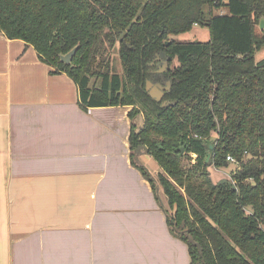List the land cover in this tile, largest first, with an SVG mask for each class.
<instances>
[{
  "label": "trees",
  "instance_id": "trees-1",
  "mask_svg": "<svg viewBox=\"0 0 264 264\" xmlns=\"http://www.w3.org/2000/svg\"><path fill=\"white\" fill-rule=\"evenodd\" d=\"M262 19L264 0H0V32L67 73L85 110L133 107L132 163L156 194L157 182L163 188L171 233L187 243L190 264H264ZM196 25L209 30L208 42L174 38ZM117 44L123 77L108 60ZM159 58L170 59L167 72ZM147 81L171 89L158 102ZM138 150L158 163L157 181L136 163ZM229 156L240 169L214 183L210 168L228 167Z\"/></svg>",
  "mask_w": 264,
  "mask_h": 264
},
{
  "label": "crops",
  "instance_id": "crops-1",
  "mask_svg": "<svg viewBox=\"0 0 264 264\" xmlns=\"http://www.w3.org/2000/svg\"><path fill=\"white\" fill-rule=\"evenodd\" d=\"M131 110H85L67 73L0 32V264H190L163 188L132 163Z\"/></svg>",
  "mask_w": 264,
  "mask_h": 264
},
{
  "label": "rangeland",
  "instance_id": "rangeland-1",
  "mask_svg": "<svg viewBox=\"0 0 264 264\" xmlns=\"http://www.w3.org/2000/svg\"><path fill=\"white\" fill-rule=\"evenodd\" d=\"M221 11H222L221 9L220 10L215 9L214 13L220 14ZM223 11L226 12L225 9ZM257 32L260 35L262 34L259 27H257ZM174 38L179 41L185 40V41H192V42H197V41L208 42L211 39V35L209 34V30L206 27H201V26L196 25V27L192 31L181 33L179 36H174ZM109 53L111 54L108 57L109 63L111 65V70H113L114 73H118L119 75L123 77L125 71L123 70V64H122V60H121L120 53H119V45L117 44L116 47H114L111 51H109ZM255 58L259 62L264 60V47L262 48V50L256 52ZM176 65H177V61L175 60L170 64V67L173 68ZM100 82H101L100 79L94 78L92 79L91 85L98 87L100 85ZM141 123H142L141 120H139L138 121L139 127L141 126ZM216 137L217 135L214 136V139H216ZM139 153H140V150L136 152V160L140 156ZM239 166L240 165L237 162H234V163L230 162L229 166L225 168L215 169L214 167H211L210 168L211 169V179L214 181V183H217L220 180H231L234 174L240 169Z\"/></svg>",
  "mask_w": 264,
  "mask_h": 264
},
{
  "label": "water",
  "instance_id": "water-1",
  "mask_svg": "<svg viewBox=\"0 0 264 264\" xmlns=\"http://www.w3.org/2000/svg\"><path fill=\"white\" fill-rule=\"evenodd\" d=\"M259 28L261 31L264 30V19L261 20ZM167 45H169V43H167ZM78 50H79V46L75 47L67 54L62 55L61 60L67 64H71L74 57L77 55L76 53L78 52ZM159 59L160 61L162 60L161 58ZM169 60H170L169 58L164 59V61L162 60L161 73L167 72L169 67ZM146 86H147V92H149L150 96L156 101L160 102L164 98L165 92L171 89V82L166 81V84L162 86L160 83L154 84L151 81H147ZM215 140L216 139H212L213 142ZM210 148L212 149L213 147L211 146ZM210 157L211 156L209 155L208 161L210 160Z\"/></svg>",
  "mask_w": 264,
  "mask_h": 264
},
{
  "label": "built area",
  "instance_id": "built-area-1",
  "mask_svg": "<svg viewBox=\"0 0 264 264\" xmlns=\"http://www.w3.org/2000/svg\"><path fill=\"white\" fill-rule=\"evenodd\" d=\"M223 10H224V9H222V11L220 12V15L226 14V12L223 11ZM227 160H228L229 162H232V163L236 162V160L233 159L231 156H229V157L227 158Z\"/></svg>",
  "mask_w": 264,
  "mask_h": 264
},
{
  "label": "flooded vegetation",
  "instance_id": "flooded-vegetation-1",
  "mask_svg": "<svg viewBox=\"0 0 264 264\" xmlns=\"http://www.w3.org/2000/svg\"><path fill=\"white\" fill-rule=\"evenodd\" d=\"M158 60H160V59H158ZM160 65L162 66V61H161V64H160ZM161 81H162V80H161ZM156 83H157V82H156ZM156 83H155V84H156Z\"/></svg>",
  "mask_w": 264,
  "mask_h": 264
}]
</instances>
